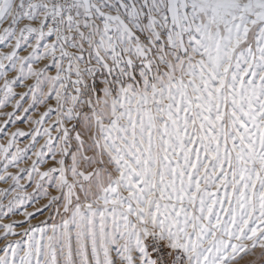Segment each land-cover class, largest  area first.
<instances>
[{
    "label": "snow or ice",
    "instance_id": "obj_1",
    "mask_svg": "<svg viewBox=\"0 0 264 264\" xmlns=\"http://www.w3.org/2000/svg\"><path fill=\"white\" fill-rule=\"evenodd\" d=\"M0 264H264V0H0Z\"/></svg>",
    "mask_w": 264,
    "mask_h": 264
},
{
    "label": "rangeland",
    "instance_id": "obj_2",
    "mask_svg": "<svg viewBox=\"0 0 264 264\" xmlns=\"http://www.w3.org/2000/svg\"><path fill=\"white\" fill-rule=\"evenodd\" d=\"M21 127H23V125H20Z\"/></svg>",
    "mask_w": 264,
    "mask_h": 264
}]
</instances>
